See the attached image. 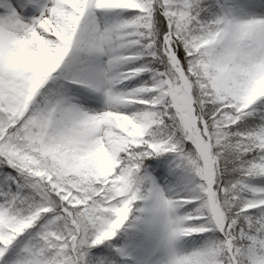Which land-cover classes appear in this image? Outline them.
<instances>
[{
	"label": "snow or ice",
	"instance_id": "6c2138e0",
	"mask_svg": "<svg viewBox=\"0 0 264 264\" xmlns=\"http://www.w3.org/2000/svg\"><path fill=\"white\" fill-rule=\"evenodd\" d=\"M0 264H264V0H0Z\"/></svg>",
	"mask_w": 264,
	"mask_h": 264
}]
</instances>
